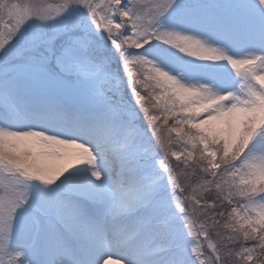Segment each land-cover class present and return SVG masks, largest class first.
Instances as JSON below:
<instances>
[{
	"label": "snow or ice",
	"instance_id": "snow-or-ice-1",
	"mask_svg": "<svg viewBox=\"0 0 264 264\" xmlns=\"http://www.w3.org/2000/svg\"><path fill=\"white\" fill-rule=\"evenodd\" d=\"M112 257L264 264V0H0V264Z\"/></svg>",
	"mask_w": 264,
	"mask_h": 264
},
{
	"label": "bare ground",
	"instance_id": "bare-ground-1",
	"mask_svg": "<svg viewBox=\"0 0 264 264\" xmlns=\"http://www.w3.org/2000/svg\"><path fill=\"white\" fill-rule=\"evenodd\" d=\"M109 264H117L116 258L115 257H112L111 259H109Z\"/></svg>",
	"mask_w": 264,
	"mask_h": 264
}]
</instances>
